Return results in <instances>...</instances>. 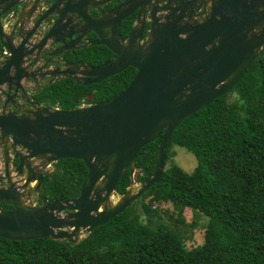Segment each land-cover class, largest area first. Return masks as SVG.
Returning <instances> with one entry per match:
<instances>
[{"label":"water","instance_id":"1","mask_svg":"<svg viewBox=\"0 0 264 264\" xmlns=\"http://www.w3.org/2000/svg\"><path fill=\"white\" fill-rule=\"evenodd\" d=\"M25 4L30 3L0 0V49L8 54L0 59V204L12 208L0 211V238H47L77 245L159 180L173 131L232 91L261 55L264 0H125L105 12L100 7L106 1L55 0L33 26L36 5L25 10ZM20 6L5 28L3 19ZM92 10L99 15L91 17ZM136 11L124 38L120 25ZM51 14L56 20L48 33L30 42ZM73 15L79 24L71 22ZM90 35L96 40L87 45L102 46L114 58L101 66L61 67L56 62L57 68L44 73L47 84L69 78L90 86L132 68L128 86L110 100L68 111L28 98L21 81L36 82L39 70L28 73L24 65L43 54L60 58L75 49L72 37L79 42ZM49 39L60 48L48 54L44 46ZM18 92L23 103L15 102ZM159 136L154 173L135 185L136 157ZM63 159L81 161L87 175L74 200L48 202L43 197L44 173ZM128 169L130 184L119 194L116 184Z\"/></svg>","mask_w":264,"mask_h":264},{"label":"trees","instance_id":"2","mask_svg":"<svg viewBox=\"0 0 264 264\" xmlns=\"http://www.w3.org/2000/svg\"><path fill=\"white\" fill-rule=\"evenodd\" d=\"M96 50L90 58L93 65L105 64L113 56L104 47ZM134 72L127 68L90 86L62 79L42 89L35 100L64 111L94 105L119 95ZM231 94L236 99L227 102ZM160 139L137 155L135 182L153 175ZM173 146L195 156L197 165L191 173L172 162ZM54 167L55 175L44 173L43 197L48 202L74 200L87 169L71 159ZM129 184L128 169L116 192L123 194ZM146 199L142 213L135 212L136 203ZM162 203L172 206L179 225H184L185 209L206 218L201 245L185 247L184 230L165 222L158 207L153 208ZM11 210L0 204V211ZM0 264H264V48L232 91L178 125L165 150L161 177L125 211L95 227L77 245L47 238H0Z\"/></svg>","mask_w":264,"mask_h":264},{"label":"flooded vegetation","instance_id":"3","mask_svg":"<svg viewBox=\"0 0 264 264\" xmlns=\"http://www.w3.org/2000/svg\"><path fill=\"white\" fill-rule=\"evenodd\" d=\"M34 1L35 0H28V2L30 4L29 5L25 4V6H26L25 10H28L29 8H31L34 5ZM54 1L55 0H40V1H38L37 5L35 4L36 7H35V11H34V13L32 15L33 19L31 20V24H30L31 26H33L34 23H36V20L38 18H40V17H42L43 15L46 14L47 10L53 4ZM95 1H106V4H104L103 6L100 7V11L105 12V11L112 10V9L116 8L117 6L121 5L125 0H95ZM20 8H21V6L14 8L12 10V12L7 17H5L3 19V24H4L5 28H7L8 25L11 22H13V18L15 17V15L19 14ZM137 12L138 11L134 12L133 15L129 16L124 22L121 23V25H120V34H121L122 37H124V38L126 37V35L123 36V32H124L125 27L127 25H129L130 28H131V26L134 24L135 20L137 19ZM51 15H49L42 23H40L36 27L37 30H36V34L35 35H38V36L36 37V40H33L34 37H35L33 35L29 39L30 42H33V44H35L36 41H40L42 39L41 36L45 37V35L49 31L50 25L53 22H55V20H56V17L53 14H51ZM98 15H99V12H97L95 10H92L91 13H90L91 17H96ZM70 19H71V22L74 25L79 24V20H77V18L74 15L70 16ZM28 28L29 27H27L26 29L28 30ZM76 38H77V36L76 37H72V44L74 46L73 48H75V49L73 51H71V52L66 51L62 55V57H60V58H58V57L57 58H52V57H49V55L43 54L42 56H39V58L37 59V61L35 63L30 61V63H27V65L26 64L24 65L26 67H29V68H27V72L28 73L36 72V71L39 70L38 74L35 75V77H37V81L36 82H31L29 79L28 80L24 79V80L21 81V85L23 86L24 90L28 93V98H30L35 103H37L36 100H35V96H37L38 93L42 89H45L48 86L54 84V83H52L50 85L47 84L48 80H49V76L44 74V73L46 71H49V70L57 68L56 62H60L61 67H65L67 65H74V64H78V63H87V64L92 65V66H101V65H93L92 63H89V59L91 58V55L93 56V54L98 52V50H96L97 47H102V46H89V45H87L90 42H94L96 40V38L93 35H90V36H86V38H84L83 40H80L79 42H76ZM15 41H17V40H15ZM53 41L54 40L49 39L47 41L46 45L44 46V49L48 48L47 49L49 51L48 54L50 52L56 50L57 48H60V46L59 47L54 46L55 44H54ZM7 55L8 54L5 51L0 49V59H2L3 57H5ZM87 55H89V56H87ZM32 58L34 60L35 56L33 55ZM113 58H114V55L110 58L109 61H111ZM102 65H104V64H102ZM44 66H46V67L44 68ZM134 74H135V72H134ZM40 75H43V77L38 78ZM64 79H66V78H64ZM9 96L13 97V92H11L9 94ZM21 96H22L21 92H18L17 93V97L15 98V102L23 103V101L21 100ZM5 100H6V98H5ZM38 105H41V104H38ZM41 106H43V105H41ZM82 106H80V107H82ZM85 106H90V105H85ZM7 108L9 110H11V111H14V108L11 107L10 104L7 105ZM2 164H3L2 151L0 149V167H2Z\"/></svg>","mask_w":264,"mask_h":264},{"label":"rangeland","instance_id":"4","mask_svg":"<svg viewBox=\"0 0 264 264\" xmlns=\"http://www.w3.org/2000/svg\"><path fill=\"white\" fill-rule=\"evenodd\" d=\"M89 63H94V60L92 61L91 59H89ZM235 99L236 95L231 94L227 97V102H232ZM172 150L175 152L174 156L172 157V162L184 172L191 173L197 165L195 156L179 146H173ZM47 172L51 173L52 175L56 174L57 170L54 167V164H52L48 168ZM136 184L139 183L135 182V185ZM117 200L118 197L114 195L112 201L116 202ZM142 204H148V199L136 203V205L134 206V211L141 214ZM155 207H158V214L165 222L168 221L171 226L176 225L180 230H184L183 239L185 247L187 249H193L202 244L203 235L206 228L205 224L207 222L206 218L201 215H197L196 217H194L191 210L185 209L182 216V218L184 219V225H179V222L176 221L177 214L170 204H154L153 208Z\"/></svg>","mask_w":264,"mask_h":264},{"label":"clouds","instance_id":"5","mask_svg":"<svg viewBox=\"0 0 264 264\" xmlns=\"http://www.w3.org/2000/svg\"><path fill=\"white\" fill-rule=\"evenodd\" d=\"M83 106H85V105H83ZM91 106V105H90ZM47 172V171H46Z\"/></svg>","mask_w":264,"mask_h":264}]
</instances>
